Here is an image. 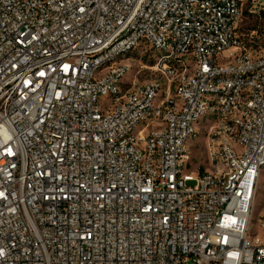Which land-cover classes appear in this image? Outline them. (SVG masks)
I'll return each instance as SVG.
<instances>
[{
	"label": "built area",
	"instance_id": "1",
	"mask_svg": "<svg viewBox=\"0 0 264 264\" xmlns=\"http://www.w3.org/2000/svg\"><path fill=\"white\" fill-rule=\"evenodd\" d=\"M246 4L264 13L0 0V264H264V29L242 37ZM140 46L163 51L161 81L126 80Z\"/></svg>",
	"mask_w": 264,
	"mask_h": 264
},
{
	"label": "rangeland",
	"instance_id": "2",
	"mask_svg": "<svg viewBox=\"0 0 264 264\" xmlns=\"http://www.w3.org/2000/svg\"><path fill=\"white\" fill-rule=\"evenodd\" d=\"M264 29V13L251 14L247 4L244 5V13L240 22L239 31L242 33L245 41L250 43L255 40L258 44L262 40V31ZM159 53L152 47L140 46L136 50L125 56V62L130 64V71L126 76L129 82L144 83L147 81H161L164 74L157 67ZM193 61V58L190 59ZM104 99V98H103ZM108 99V98H106ZM107 101V100H104ZM191 160L188 162L190 172L199 173L197 169L204 167L206 157L207 139L201 137L191 145ZM197 168V169H196ZM255 210L252 220L250 238L252 242L258 237L264 238V230L260 226L258 216L264 209V168L260 173L255 186Z\"/></svg>",
	"mask_w": 264,
	"mask_h": 264
}]
</instances>
